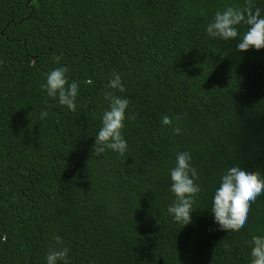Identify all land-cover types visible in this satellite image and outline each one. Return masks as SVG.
<instances>
[{
	"label": "trees",
	"instance_id": "16d2710c",
	"mask_svg": "<svg viewBox=\"0 0 264 264\" xmlns=\"http://www.w3.org/2000/svg\"><path fill=\"white\" fill-rule=\"evenodd\" d=\"M244 4L0 0V264H46L61 246L72 264H249L264 194L236 230H216L210 209L228 167L264 174V49L242 53L206 33L216 11ZM115 60L136 76L116 93L129 99L128 151L97 157ZM61 65L80 86L75 112L41 87ZM180 151L202 188L184 228L167 214Z\"/></svg>",
	"mask_w": 264,
	"mask_h": 264
},
{
	"label": "clouds",
	"instance_id": "9594fccd",
	"mask_svg": "<svg viewBox=\"0 0 264 264\" xmlns=\"http://www.w3.org/2000/svg\"><path fill=\"white\" fill-rule=\"evenodd\" d=\"M264 4V0H260ZM245 30L240 34V29ZM210 38L224 41L236 40L239 52L264 49V7L255 0H245L243 7L228 6L215 12L206 27ZM53 59L59 63L63 54L54 55ZM114 72L108 79L105 99L108 107L101 116V126L94 141V155L100 157L111 150L120 156L128 151V142L124 137L126 110L129 99L124 95L126 88L122 77H136L133 70L123 61L112 62ZM69 68L58 66L46 73V82L42 88L49 97L56 98L58 103L66 106L69 111L77 110L79 83L69 80ZM92 83L91 80L88 81ZM179 119V117H177ZM161 123L165 126L173 125V118L164 115ZM172 131L179 135L181 128L173 126ZM92 146V147H93ZM198 174L192 164V154L189 151L176 153L175 166L169 169L170 191L175 199L167 208V214L175 223L184 227L192 223L193 205L202 191L201 185L196 183ZM264 194V174L249 167L232 165L220 176L219 185L212 196L210 214L216 230L232 231L243 227L247 220L252 204ZM60 243L59 236L54 237ZM250 245L249 264H264V234H256L248 242ZM67 246L50 249L45 257L46 264H72Z\"/></svg>",
	"mask_w": 264,
	"mask_h": 264
},
{
	"label": "water",
	"instance_id": "95a60500",
	"mask_svg": "<svg viewBox=\"0 0 264 264\" xmlns=\"http://www.w3.org/2000/svg\"><path fill=\"white\" fill-rule=\"evenodd\" d=\"M158 264H163L161 260L158 261Z\"/></svg>",
	"mask_w": 264,
	"mask_h": 264
}]
</instances>
